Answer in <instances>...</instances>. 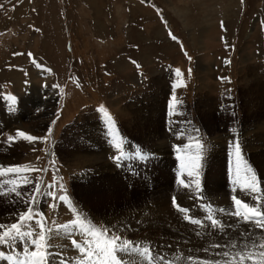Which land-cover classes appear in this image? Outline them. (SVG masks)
<instances>
[{
  "label": "rangeland",
  "instance_id": "obj_1",
  "mask_svg": "<svg viewBox=\"0 0 264 264\" xmlns=\"http://www.w3.org/2000/svg\"><path fill=\"white\" fill-rule=\"evenodd\" d=\"M29 52L31 57L27 55ZM40 65L51 70L48 80L37 74ZM176 69L181 70L180 74ZM165 106L187 107L184 116L190 127L179 124L168 130L167 139L166 134L161 135L168 150L183 148L178 151L180 162H174L183 176V165L193 167L190 158L198 153L189 148L191 136L203 145L201 157L211 151L215 142L221 157L223 153L231 157L230 163H224L222 158L216 171L207 172L215 174L213 180H217L212 190L207 189L204 181H200L199 193L194 186L185 189L180 183L183 177L179 174L175 179L173 166L163 164L159 158L150 159L158 180L145 175L146 181H138L139 162L141 165L149 160L146 157L157 154L159 131L150 130ZM216 106L234 107L230 112L233 115L224 118L220 115L222 111L215 112ZM244 106H264V0H0V166L22 164L49 169L27 175L33 180L40 176L42 190L50 183L58 189L62 183L64 191H58L57 195L67 194L82 218L96 227L115 229L125 239L146 246L152 235L167 231L162 222L158 225L153 220L156 218L148 205L163 197L169 201L174 195L182 207H190L193 219L203 220L211 213L227 225L230 215L218 210L231 207V196L242 194L239 189L251 178V174H245V162L264 189L262 172L259 173L264 162L257 161L259 166L252 159L261 151L256 147H264V123L260 128L249 124L243 128ZM205 108L212 111L201 112ZM166 121L162 114L160 131ZM17 130L47 136V140L32 144L18 138L9 144L6 138ZM143 130L147 141L140 135ZM258 135L262 140L257 142ZM233 139L239 140L243 158L238 173L237 161L233 160L236 158ZM245 139H252L251 145ZM76 140L83 144L82 149L70 153L69 148L77 144ZM117 145L121 147L118 149ZM105 149L111 150L108 155L103 154ZM120 151L125 156L117 163L113 156ZM137 151L145 158H137L134 155ZM106 174L116 175L115 180L109 178V186L100 187L104 194L113 191L119 197L112 200L113 211L93 202L90 196ZM189 178H184V182L192 179ZM6 181L17 184L22 181L11 175L0 177V185H8L6 192L0 189V224L8 225L15 223V214L25 208L12 203L17 198ZM184 194L194 201L193 205L183 206L178 201L185 198ZM51 203V199L45 198L38 205L47 227L76 218L67 202L57 200L55 208L49 207ZM140 214L147 217L145 225L138 217ZM177 214L184 215L178 211ZM184 222L191 226L193 234L201 230ZM31 227L39 231L35 224ZM74 238L83 241L85 237L77 234ZM70 241L71 238L57 239L55 244L64 256L75 261L78 252L72 249ZM203 249L186 242L184 250L178 253L175 250L170 255L206 259L205 256H214L212 253L219 250L210 248L205 254ZM21 250L18 246L17 251ZM0 251L7 249L3 247ZM124 259L126 264H137L139 258ZM0 264L9 262L0 259Z\"/></svg>",
  "mask_w": 264,
  "mask_h": 264
},
{
  "label": "snow or ice",
  "instance_id": "obj_2",
  "mask_svg": "<svg viewBox=\"0 0 264 264\" xmlns=\"http://www.w3.org/2000/svg\"><path fill=\"white\" fill-rule=\"evenodd\" d=\"M169 35H171L173 40L176 39L171 33ZM14 55H23V53H14ZM27 55L31 57L32 53L29 52ZM40 66L43 67L42 65ZM48 71L51 70L48 69ZM180 72V69H176L177 74H180ZM190 72L191 69H189ZM173 100L175 102L174 97ZM105 116L108 117L109 122H112L111 116L107 111H105ZM48 131L50 133L51 128ZM194 131H198V129H194ZM232 131L235 132V129ZM180 134L183 135L184 133L181 132ZM18 138L32 144L47 140V136L38 137L21 130H17L15 135H9L6 140L9 144H12ZM231 143L235 151L238 173L242 160L241 145L239 140H234ZM196 145L198 153L194 158L196 163L193 167L198 168V162L202 159L200 152L203 151V145L199 139L196 140ZM116 147L119 149L121 146L117 145ZM185 147H188V145H185ZM35 150L33 148V151ZM134 155L140 159L145 158L144 154L140 151H137ZM124 156L125 153L120 151L119 155L113 156V159L118 163ZM48 171L49 169L47 168L40 169L22 164L8 165L6 168L0 166V177L11 175L15 180L22 181L19 184L14 181H6V183L11 185L9 191L17 198L12 203L14 205H22L25 208V210L18 211L15 214V223L8 225L0 224V248L6 247L7 249V252L0 251V259L9 262V264H12L13 261L15 264H126L125 256L139 258L137 264H178V261L181 259L187 260L189 264H237V262L239 264H245L246 261H248V264H255L252 257H264V239H253V229L260 230L261 237H264V189L261 188L254 170L250 166H247L246 162L245 174H251V178L243 184L239 191L248 195V201L240 199L237 195H232V207L230 211H227V214L235 217L237 222H243L252 227L247 232L240 233L241 239L239 243L229 241L225 244L216 243L204 248L203 252L205 254L209 253L210 248L224 249L223 251L212 253V255L217 257L215 260L194 259L192 256H181L179 254H173V259H169L162 253L155 252L154 246L151 244L146 246L140 245L116 234L115 229L92 225L77 212L67 194L57 195L58 191H64V185L62 183L58 185V189L53 183H50L42 190L41 185L43 181L41 177L37 176L33 180L27 175L31 172L39 173ZM187 175L191 178L194 176V173L193 171H189ZM195 175H198V172ZM180 183L185 189L194 186L197 193L200 191V182L198 179H192L187 183L181 180ZM20 188L28 189V191L22 192L18 190ZM233 191L235 192L237 189L234 188ZM45 198L53 201L49 205V207L53 208L56 207L57 200L61 203L67 202V206L76 214V218L65 224H55L54 227H47L46 217L38 208V205ZM196 198L200 199L199 196ZM171 204L179 213L184 214L183 219L185 221L201 229V231L195 233L201 239H204L205 236L212 235L213 231L222 236L227 235L225 228H232V225L222 224L211 213L207 214L203 220L193 219L189 215L190 209L182 207L177 202L176 196L171 197ZM218 211L220 213L226 212L223 208ZM32 224H35L39 231L33 229L31 227ZM204 229H209V231L205 232L203 231ZM77 234H82L85 237L84 240L78 241L75 239L74 237ZM69 238H71L70 243L72 249L78 252L75 261L64 256L63 250H58L55 244L57 239ZM249 241H251V244H249ZM18 246H21V251H17Z\"/></svg>",
  "mask_w": 264,
  "mask_h": 264
},
{
  "label": "bare ground",
  "instance_id": "obj_3",
  "mask_svg": "<svg viewBox=\"0 0 264 264\" xmlns=\"http://www.w3.org/2000/svg\"><path fill=\"white\" fill-rule=\"evenodd\" d=\"M95 7V6H94ZM100 9V8H99ZM101 10V9H100ZM99 11V10H98ZM21 13V12H20ZM43 67L41 66H38L37 67V74L39 75H42V76H45L46 80H48V77L50 76V71H48V68H46V66L42 65ZM48 82V81H47ZM260 97V96H259ZM263 101V100H262ZM24 108H26L27 106H23ZM187 107L185 106H171L169 108V106H165L163 108V110L159 111L158 115H157V118L158 120H156L155 123H153L152 125V130L151 131H159V133L157 134V143H156V147H157V154L154 155L152 154V156H148L146 158H148L149 160H144L142 161L141 165H140V162L139 164L137 165V171H138V181H146L147 179L145 178V175H150L152 177H149L151 179H153L154 177V180H158V178L156 177V175L153 174L156 173V170L155 168L151 165V161L150 159H154L155 158H159L161 161H163V164H170L171 166H173L172 168L174 169V171L177 173V175L175 176V179H177L178 175L180 174V177H183L182 180L187 179L188 178V172L189 171H193L194 175L196 172H198V180L199 182H207L206 186L208 187L207 189H211L212 190V187L213 185H215V182L214 181H217L216 179L213 180V176L215 174H207V172H209L211 169H213L214 171H216L215 168L218 167V164L223 162L222 158H224V163H227L229 162L230 163V158L229 156L226 155V153H223L224 157H221L222 155L219 154V150L217 149V146L215 145L216 142L214 144H212V149L210 152H208V154H204L202 159L199 160V167L198 168H195V167H186L183 165L184 169H183V172H184V176L181 174L180 172V168H179V165L178 166H174V164L181 160L180 159V152L178 151H181V149H183L182 147H176V149L174 148V146H172L174 149H167L168 145H166L167 141H165L167 139V137H170V135L168 134V130L169 132L171 131V129L173 128V126H176V125H179V124H183L182 126H184L185 128H189L190 127V124L187 125V120L185 119V115L186 114V109ZM215 108V109H214ZM213 109L215 110L216 113H220V111H222V114L220 115H224V118L227 117V119H229V117L231 118V113L233 110H234V107L232 106H221L218 107H214ZM241 109V108H240ZM150 110V109H149ZM148 110V111H149ZM188 110V109H187ZM242 110V109H241ZM246 110V115L245 117H243L242 119L244 120V123H243V128H245V124H249L248 126H252V125H255L257 128H260V126L264 123L263 120H264V106H244V109L242 110L243 112ZM201 110H198L197 114L199 115ZM209 111H212V109H209V108H205L203 109L201 112L203 113H208ZM212 113V112H211ZM5 114V113H3ZM164 114V117L168 119V122L165 126V128L160 131V121H161V115ZM6 115H8L6 113ZM210 115V114H209ZM184 116V117H183ZM206 116V115H205ZM12 117V115H11ZM212 118V117H211ZM160 119V120H159ZM214 120V119H213ZM232 120V119H231ZM251 122V123H250ZM240 123L238 125V127H240ZM264 125V124H263ZM229 126V125H228ZM163 127V126H162ZM241 127V130L243 129ZM262 128V127H261ZM142 129V128H141ZM189 130H192L191 128ZM146 131V130H145ZM164 131V132H163ZM257 132V131H256ZM143 134V138L144 140H148V138L144 135V130L140 132V135ZM164 135L166 134L165 136V140L163 139L164 136H161V135ZM189 134V133H188ZM193 135V134H192ZM191 136V135H190ZM146 137V138H145ZM193 136H191L192 138ZM184 138V137H183ZM189 139V148L191 149V151L193 153H196L198 152V148H197V145L194 143L196 142V140L194 139ZM249 138V137H248ZM71 141H75V139H70ZM160 140V141H159ZM187 140V139H186ZM234 140V139H233ZM252 139H249V141H247V139H245V142L246 144L249 142H251ZM255 140L257 141H260L262 140V138L260 137L259 138V135L256 136ZM254 140V141H255ZM94 141V140H93ZM186 141V142H188ZM253 141V140H252ZM255 141V142H256ZM257 141V142H258ZM77 144L74 145L71 149L69 148V151L70 153H75V152H79L81 149H82V145L81 143H78V141L76 140ZM183 142V141H182ZM185 142V143H186ZM252 143V142H251ZM250 143V145H251ZM256 144V143H255ZM254 146V145H253ZM155 148V147H154ZM167 150H166V149ZM185 148V147H184ZM220 148V147H219ZM255 148V147H254ZM102 149V148H101ZM150 149V148H149ZM188 149V148H187ZM189 149V150H190ZM256 149H258L259 151H263L256 155H254L252 157V159L258 163L257 161H262L264 162V147H256ZM94 150V149H93ZM113 150V149H112ZM154 149L152 148V151ZM188 150V151H189ZM206 151V149H204ZM66 151V150H65ZM68 151V150H67ZM84 151V150H83ZM111 151V150H102L103 154L106 153L108 155V152ZM149 151V150H148ZM189 152L192 154V152ZM258 151V152H259ZM93 153V152H92ZM91 153V154H92ZM97 153L96 151L94 152V154ZM101 153V152H100ZM204 153V152H203ZM89 154V153H88ZM73 155V154H72ZM74 155H77V154H74ZM73 155V156H74ZM102 155V154H101ZM79 156V155H77ZM81 156V155H80ZM79 156V157H80ZM100 156V155H99ZM196 156V154H195ZM194 157H191L190 158V161L191 163L195 164L196 161L194 160ZM202 156V155H201ZM97 158H99L98 156H96ZM102 157V156H101ZM75 158V157H74ZM81 158V157H80ZM127 158V157H126ZM188 158V157H187ZM77 159V158H76ZM94 159V158H93ZM192 159V160H191ZM236 158H233V160H235ZM243 159V158H242ZM247 159V158H245ZM251 159V158H250ZM98 160V159H96ZM135 160V159H134ZM140 161V160H139ZM244 161V160H243ZM253 161V162H254ZM175 162V163H174ZM180 162V161H179ZM245 162V161H244ZM104 163H108V162H104ZM217 164V165H216ZM259 166H260V163H258ZM263 166V164H261ZM182 166V165H181ZM257 166V167H259ZM102 167V166H101ZM253 167V165H252ZM188 168V169H187ZM98 170V169H97ZM100 170V169H99ZM102 170V169H101ZM262 171H259L262 172L260 177L262 176L261 178V181L262 183L264 184V167L261 169ZM205 172V173H204ZM104 173V172H103ZM224 174H225V169H224ZM109 174H106L104 177V179H106L104 181V179H100V182L97 187L93 188L92 190H94V192H91L90 193V196H91V199L93 202H99L101 205H106L107 206V211H113L111 210L113 208V206H115L114 204H112V200H116L117 198H119L117 196V194L115 195V193H113V191L111 193H108L106 192L105 194L103 193L104 190H102L100 187H104V186H109V183L108 180L109 178H112V180H115L116 178V175H112L111 177L108 176ZM7 176H3V179H5ZM148 178V179H149ZM171 179V177H168ZM193 179V177H191ZM189 178V179H191ZM196 178V177H195ZM168 179V180H170ZM191 179V180H192ZM217 179L218 176H217ZM111 180V179H110ZM126 181V180H125ZM175 181V180H174ZM108 182V183H107ZM160 183V182H159ZM167 183V182H166ZM4 184V183H3ZM7 184V183H5ZM167 184H171V183H167ZM111 186V185H110ZM8 190V185H0V189H6ZM6 192V190H5ZM115 192V191H114ZM186 192V191H185ZM216 192V191H215ZM218 193V192H217ZM188 194V193H187ZM201 194V193H200ZM185 195V194H184ZM176 196V195H174ZM102 197H104L103 199H101ZM182 197V195H181ZM238 197L242 200H246L248 201V195H245L244 193L238 195ZM129 198V196H127V199ZM166 198V197H165ZM164 197L161 198L160 200L156 201L155 203H150L148 206H149V210L152 211L151 213H153L155 216H153L154 218L156 219H153V220H156L157 224L160 225L159 223L162 222V226H164L167 231H162L163 233L160 234H156L155 235H152L154 236L153 239L151 240V245L154 246V251L155 252H160L162 253L165 257H168L169 259H173L170 255V253H172L173 251L176 250V252L178 253L180 250H184V245L186 244V242H189L190 245H193L194 246H201L202 248H207L209 247V245H214L216 243H220L222 244L221 242L224 241V244L225 243H228L229 241H233V242H237L239 243L240 242V230H244L245 232L248 231V229L250 227H252L251 225H248V224H244L243 222H237L236 218L235 217H232L230 216L229 219H228V222H227V225H232V228H229L228 229H225V232L227 233V235H219L218 233H213L212 235H208V236H205L204 239H201L200 237H198L196 234H193L191 232V229L189 227V225L185 224L184 222V219H183V216H180L177 214V211H175L171 205V200L169 199H165ZM227 198V197H226ZM157 200V199H156ZM119 201V200H118ZM179 202H181V204L183 206H188V205H193V202L194 201H190V199L188 200L186 198V195H185V198H180L178 200ZM214 201V200H213ZM212 201V202H213ZM119 203H121V201H119ZM249 203H251V201H249ZM222 204V203H221ZM221 206V205H220ZM105 207V206H104ZM232 207V206H231ZM231 207H224V209L227 211H230L231 210ZM187 208H190V207H187ZM142 209V208H141ZM146 209L143 208L142 211H146ZM154 210V211H153ZM139 211V210H138ZM141 211V212H142ZM116 213V212H115ZM149 213L146 211V214ZM192 213V212H191ZM158 214V215H157ZM182 214V213H181ZM158 216V218H157ZM139 218H141V220L144 222L143 224L145 225V220L147 217H144L143 214H140L138 215ZM195 218V217H194ZM228 218V217H226ZM118 219V218H117ZM197 219V218H196ZM148 220V219H147ZM149 221V220H148ZM153 223V224H156ZM224 222V221H223ZM157 227V226H156ZM162 228V227H161ZM227 228V227H226ZM201 231V230H200ZM253 232H254V236L253 237H257L259 239H262L261 237V233H260V230L258 229H253ZM147 235V234H146ZM151 235V234H150ZM148 234V236H150ZM164 236V238L162 237ZM155 238L157 239H162V241H158L155 240ZM193 243V244H192ZM249 244H251V241H249ZM171 246V247H169ZM224 249H219V251H223ZM258 250V249H257ZM204 253V252H203ZM199 254V253H198ZM186 255V254H185ZM184 255V256H185ZM200 256V255H199ZM202 258V256H200ZM199 257V258H200ZM206 259H212V260H215L217 257L215 256H205ZM73 259V257H72ZM203 259V258H202ZM252 259L255 261V263H258V264H264V257H260V256H254L252 257ZM180 264H186L185 260L184 259H181L180 261ZM189 263V262H188ZM238 264V262H237ZM245 264H248V261L245 262Z\"/></svg>",
  "mask_w": 264,
  "mask_h": 264
}]
</instances>
